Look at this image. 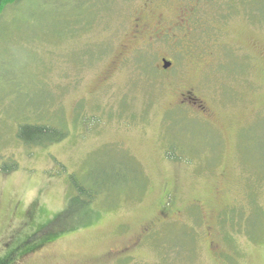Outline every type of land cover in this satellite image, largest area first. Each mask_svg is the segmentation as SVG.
<instances>
[{
    "label": "rangeland",
    "instance_id": "1",
    "mask_svg": "<svg viewBox=\"0 0 264 264\" xmlns=\"http://www.w3.org/2000/svg\"><path fill=\"white\" fill-rule=\"evenodd\" d=\"M3 263L264 264V0L3 8Z\"/></svg>",
    "mask_w": 264,
    "mask_h": 264
},
{
    "label": "trees",
    "instance_id": "2",
    "mask_svg": "<svg viewBox=\"0 0 264 264\" xmlns=\"http://www.w3.org/2000/svg\"><path fill=\"white\" fill-rule=\"evenodd\" d=\"M20 0H0V14L2 13L3 8L8 5V4H13L14 2H17ZM48 131V128L44 127V126H34V125H22L19 127V132H18V139L23 140L26 144H30V143H35V144H40L42 139L40 138L43 134H45ZM63 136V134L61 135L60 133H58L56 136ZM59 136V137H60ZM58 137V138H59ZM58 140V139H55ZM75 190L77 192L76 196H81L85 199L91 198L93 197V195H91L92 193H90L88 190L85 191L83 187H81L80 185H75ZM12 253L9 255L11 257ZM6 264V263H3Z\"/></svg>",
    "mask_w": 264,
    "mask_h": 264
},
{
    "label": "flooded vegetation",
    "instance_id": "3",
    "mask_svg": "<svg viewBox=\"0 0 264 264\" xmlns=\"http://www.w3.org/2000/svg\"><path fill=\"white\" fill-rule=\"evenodd\" d=\"M132 22H133V25H138V24L142 23V21H141L139 18H135V20L132 21ZM137 31H138V30H137ZM170 62H171V61H170ZM170 66H171V64L169 65V68H170ZM169 68H167V69H169ZM181 96H182V98H184L185 96H187V98H189V97L191 96V92L187 91V92H185V94H181ZM124 250H126V249L123 248V249L121 250V253H123Z\"/></svg>",
    "mask_w": 264,
    "mask_h": 264
},
{
    "label": "water",
    "instance_id": "4",
    "mask_svg": "<svg viewBox=\"0 0 264 264\" xmlns=\"http://www.w3.org/2000/svg\"><path fill=\"white\" fill-rule=\"evenodd\" d=\"M170 64H171L170 61H167L165 59L162 60V68L167 69V68H169Z\"/></svg>",
    "mask_w": 264,
    "mask_h": 264
}]
</instances>
